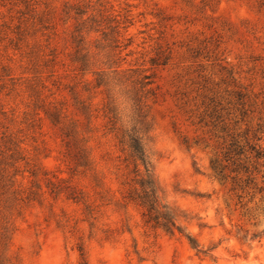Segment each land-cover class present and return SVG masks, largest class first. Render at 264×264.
<instances>
[{
	"label": "rangeland",
	"instance_id": "1",
	"mask_svg": "<svg viewBox=\"0 0 264 264\" xmlns=\"http://www.w3.org/2000/svg\"><path fill=\"white\" fill-rule=\"evenodd\" d=\"M262 1L0 0V264H264V166L237 204L219 173L226 135L264 126ZM99 71L123 83L124 122L126 77L153 74L142 110L160 196L206 254L123 198Z\"/></svg>",
	"mask_w": 264,
	"mask_h": 264
},
{
	"label": "trees",
	"instance_id": "2",
	"mask_svg": "<svg viewBox=\"0 0 264 264\" xmlns=\"http://www.w3.org/2000/svg\"><path fill=\"white\" fill-rule=\"evenodd\" d=\"M84 57L80 59L84 67L82 69H85L87 63ZM153 63L158 62L153 60ZM133 74H135L134 71L129 73L126 81H129L130 84L124 83L123 87L131 103L129 110L131 112L127 114L129 118L125 122L117 109L116 98L112 92L116 85L123 83L114 81L115 77H110L103 71H99L96 77L98 87L101 85L107 87L105 100L101 107L102 116L105 119V128L109 133H112L116 140L122 155L121 163L126 170L123 181L126 191L123 198L141 209L144 222L150 228L160 229L168 234L177 232L186 238L190 247L197 253L206 254L198 241L181 227L177 211L164 202L160 196V188L147 151L150 128L142 110V98L149 91L145 90V87L153 82V74H143L134 79L132 78ZM117 80L119 81V79ZM124 109L127 107L124 106ZM241 115L244 116L245 112ZM263 130L264 126L258 123L251 130L245 129L243 132L228 133L225 137V152L223 153L225 166H221L219 173L222 175V170L225 168V176L222 175V177H225L229 183V190L235 193L236 204L242 201V193L249 185H254L250 176L252 171L257 170L258 166H264V147L258 144L262 138L260 134L263 133ZM66 137L65 146L71 162L75 167L86 166L87 157L83 154V150L76 145L75 133L68 131ZM246 153L251 154L252 163H247ZM257 190L260 193L264 192V183L258 186Z\"/></svg>",
	"mask_w": 264,
	"mask_h": 264
}]
</instances>
